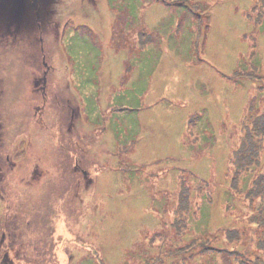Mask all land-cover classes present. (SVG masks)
I'll return each mask as SVG.
<instances>
[{
    "label": "rangeland",
    "instance_id": "obj_1",
    "mask_svg": "<svg viewBox=\"0 0 264 264\" xmlns=\"http://www.w3.org/2000/svg\"><path fill=\"white\" fill-rule=\"evenodd\" d=\"M50 1L41 31L0 20V264H264V198L245 199L264 138L234 166L264 113V6Z\"/></svg>",
    "mask_w": 264,
    "mask_h": 264
},
{
    "label": "trees",
    "instance_id": "obj_2",
    "mask_svg": "<svg viewBox=\"0 0 264 264\" xmlns=\"http://www.w3.org/2000/svg\"><path fill=\"white\" fill-rule=\"evenodd\" d=\"M261 2H263V1H260L258 3L253 4L252 9H254V10L262 9L261 5L264 6V3H261ZM260 12L261 11H257L256 16H258V15L262 16V14L264 15V12L263 13H260ZM256 21L261 22L260 24H263V21H260V20H256ZM252 80L254 81L253 85H254L255 95L259 96V95H257L258 92L259 93L264 92V78L263 79L260 78L259 80L258 79H252ZM252 88H253V86H252ZM255 108H256V104H251V106L247 107L246 108V115L244 117L250 118L252 115H254ZM263 115H264V113L262 115H256L255 116L256 120L254 122H252L254 128L250 129L249 123L247 124V126L243 127L242 133L246 134V136H245L246 138H244V139L242 138L240 147L237 150H235V152H234V156H235L234 166L237 164L236 162L240 161V160L244 161V164L249 168L251 165H259V162H260L259 158H260V152H261L260 149L262 147V143L260 142V140H261V137L264 138V117H263ZM238 132H240V129ZM256 135H258V140H256L254 138ZM251 138H253V140ZM248 139H249V143H247ZM241 164H242V162L240 161L239 165H241ZM29 168H30V166L28 165V170H29ZM76 170H77V168H76ZM30 172H31V169H30ZM241 172H242L241 170H238V171L235 170L233 173V179L231 180V190L235 191L237 193H239V190L237 187L238 177L241 176ZM189 182L193 185V188H195V191L202 195L201 197L203 198V200L205 199V201H206V198H208L206 196V192L208 190H210V188L212 187L211 182L200 181V180H196L195 178L190 179ZM42 188H46V187L42 186ZM251 188L252 189H249L247 191V193H246L247 195L245 194V199H247L249 201V208H250V204L253 200L255 201V200H260V199L264 198V186L262 187L258 182H255V184ZM189 193H190V189H183V192L181 193L180 199L181 198H188ZM186 201H187L188 208H189L188 210H190L189 198L186 199ZM209 201H210V199H209ZM227 209H229L228 204H227ZM247 209H248V206H247ZM253 209L254 208L251 207L249 209V213H251L252 215H256L255 214L256 210L254 209V211H253ZM180 213L181 212L179 211V206H178V209L176 211V216H177V214H180ZM201 218L205 219V216L202 214ZM173 225H174V223L172 224V226ZM239 225L240 224L238 223L237 218H232L230 220V224L228 222L226 225L222 226L221 230H222V232L225 233V237L229 241H231L233 238H235L238 235L236 226H239ZM207 251L213 252L212 250H206L205 252H207ZM218 251L219 252H227L230 254L231 253L235 254L234 250H233V252L228 251V250L225 251L223 249L222 250L219 249Z\"/></svg>",
    "mask_w": 264,
    "mask_h": 264
},
{
    "label": "flooded vegetation",
    "instance_id": "obj_3",
    "mask_svg": "<svg viewBox=\"0 0 264 264\" xmlns=\"http://www.w3.org/2000/svg\"><path fill=\"white\" fill-rule=\"evenodd\" d=\"M48 1L0 0V20L5 21L6 23L9 19L18 16H22V19H25L28 17L29 12H31L33 14V18L35 19L36 27L41 31L42 30L41 20L46 16L44 12H46L48 5L53 3L51 1L49 3ZM256 1L260 2L264 0H256ZM67 102H69V100ZM68 107H70V105Z\"/></svg>",
    "mask_w": 264,
    "mask_h": 264
},
{
    "label": "bare ground",
    "instance_id": "obj_4",
    "mask_svg": "<svg viewBox=\"0 0 264 264\" xmlns=\"http://www.w3.org/2000/svg\"><path fill=\"white\" fill-rule=\"evenodd\" d=\"M32 89H33V91H36L35 88L32 87ZM30 97H31V96H30ZM29 105H30V104L27 103V104H26V107L29 106ZM31 107L33 108V105H31ZM27 109H28V108H27Z\"/></svg>",
    "mask_w": 264,
    "mask_h": 264
}]
</instances>
